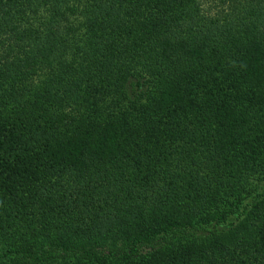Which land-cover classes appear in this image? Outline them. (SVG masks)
<instances>
[{
  "label": "trees",
  "instance_id": "obj_1",
  "mask_svg": "<svg viewBox=\"0 0 264 264\" xmlns=\"http://www.w3.org/2000/svg\"><path fill=\"white\" fill-rule=\"evenodd\" d=\"M0 264H264V0H0Z\"/></svg>",
  "mask_w": 264,
  "mask_h": 264
},
{
  "label": "rangeland",
  "instance_id": "obj_2",
  "mask_svg": "<svg viewBox=\"0 0 264 264\" xmlns=\"http://www.w3.org/2000/svg\"><path fill=\"white\" fill-rule=\"evenodd\" d=\"M128 89H129V92H130V93H133L134 91H136L134 85H129ZM234 217H235L234 214L229 215L228 218H227L226 223H225V224H220V225H218L217 228L220 229V230H221V229L223 230V229L227 228L228 224L234 219ZM199 232H202V230L199 229V230H198V233H199Z\"/></svg>",
  "mask_w": 264,
  "mask_h": 264
}]
</instances>
